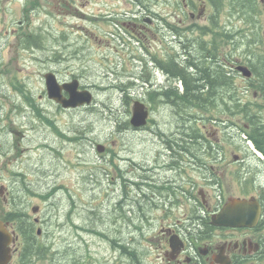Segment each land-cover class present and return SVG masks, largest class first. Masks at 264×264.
<instances>
[{"label": "rangeland", "instance_id": "obj_1", "mask_svg": "<svg viewBox=\"0 0 264 264\" xmlns=\"http://www.w3.org/2000/svg\"><path fill=\"white\" fill-rule=\"evenodd\" d=\"M143 1L145 6L151 5L161 14L145 15L148 16L146 20L145 16L133 17V13L138 14L136 11L143 12L135 4V0H0V106L6 107L7 113L12 107L7 101L9 96L17 98L22 95L13 82L25 85L26 92L38 95L46 89L45 72L51 70H58L61 80H70L75 77L73 75H77L82 86L91 88L95 93V100L89 108L70 112L59 111L55 102L52 104L46 100L48 122H43L38 116L36 128L33 127V118L30 117L31 122H24V115L19 118L14 115L13 127L19 132H10L9 122L6 124L7 130L3 132V128H0V144L4 145L0 148V187L2 184L6 185L9 194L13 187L16 195L14 198L8 194V202L0 195V214L3 210L19 207L25 210L32 221L35 217L45 219L44 223L37 225L45 232L41 240L48 245L52 244L55 257L61 262H64V255L67 253L72 257V254L81 255L86 248H90L91 258L97 257L101 264L111 263L109 261L113 258V250L102 236L86 231L93 228L108 236L117 235L115 237H119L121 243L126 242L129 246L140 244L142 261L146 264H161L160 246L157 243L159 223L155 227H147L143 222L137 221L144 229H137L135 224L126 226L124 212L115 206L113 189L117 180L113 181L114 163L107 150L111 147L114 152L131 157L133 172L128 171L132 179L143 180L142 177L146 174L143 164L159 157L158 151L166 144L151 130L148 131V137L143 130L127 129L126 122L131 117L134 100H143L148 88L153 89L161 83V80L155 78L153 71H159L154 64L163 54L160 51L162 47L159 46L163 44L164 34L168 38L164 44H169L171 39L166 25H193L198 32L191 35L196 38L202 36L206 40L210 36L202 33L209 29L210 24L206 22L209 19L208 13L206 18L199 20L189 15L182 19L176 17L179 0ZM32 5L36 8L30 11ZM262 7L264 8L259 1L258 9ZM126 11L129 15L125 14ZM249 14L250 12L246 13ZM157 15H162L164 20L161 17L159 20ZM112 17L117 19L118 24L114 22L113 25V20H108ZM230 17L238 21L236 27H245L238 16L230 14ZM259 18L264 43V11ZM134 22H138V25L135 26ZM214 25L215 28L216 24ZM140 28H144L143 31L148 35L138 31L136 33L139 35L132 34V31ZM29 29L45 35L44 47L25 49L20 45L21 37ZM142 38L149 52L143 41L139 40ZM244 38L243 32L236 31L230 37V50L243 52L238 44L243 47L246 44L249 48V40L243 42ZM195 42L199 44L200 41L197 39ZM232 44L236 45L233 47ZM262 48L264 44L261 48L254 46L246 54L254 58L258 54L256 51L264 52ZM262 61L261 58L257 59V64L264 73ZM148 73L149 81L145 78ZM150 79L154 85L150 83ZM129 80H134L136 85L133 88L129 85L125 87L130 90L128 95H131L130 103L126 104L122 99L123 92L114 85L128 84ZM4 93L7 94V99ZM152 96L158 103H153V130L160 127L169 131L175 123L184 128L185 124H190L191 119L194 122L196 113L211 116V113L198 109H179L180 99L172 103L159 92L152 93ZM112 109L114 115L119 116V127L112 122ZM44 114L46 115L45 112ZM115 130L119 133L114 132ZM65 136H74L76 140L70 142L71 138L66 139ZM98 142L106 145V151L100 152L97 149ZM123 146L128 150H123ZM121 165L131 167V162H122ZM118 181L117 192L120 194L119 185L122 186L123 182L121 179ZM27 188H31L35 194L26 191ZM54 188L57 190L50 198L39 196V193L49 194ZM130 188L131 195L140 197L141 191L136 190L135 184L131 183ZM132 205L135 207L134 203ZM179 205L181 206L173 211L184 222L186 208L183 202ZM34 206H39L37 212H33ZM129 207L131 206H128L126 212L135 217L132 211V214L129 212ZM163 210L164 215L167 211L172 212L167 208L166 211L160 209L158 212ZM76 224H79V228H76ZM79 236H85L87 240L83 248L79 247ZM154 236L155 240H151ZM83 262L99 263L90 261L88 257Z\"/></svg>", "mask_w": 264, "mask_h": 264}, {"label": "flooded vegetation", "instance_id": "obj_2", "mask_svg": "<svg viewBox=\"0 0 264 264\" xmlns=\"http://www.w3.org/2000/svg\"><path fill=\"white\" fill-rule=\"evenodd\" d=\"M221 1L225 0H179L178 2L176 17L181 19L189 15L199 20L206 18L208 13L209 19L207 18L206 22H209L210 27L204 32L201 29L204 36L206 34L210 36L206 40L202 36L196 38L191 35L198 32L193 25V28L166 25L171 39L169 44H164L168 40L164 34L163 44L159 46V48L162 47L160 51L163 54L155 60L157 66L154 64L159 71H153L155 78L161 80V83L153 89L148 88V92H144L145 96H143L149 111L147 123L141 127H134L130 119L126 122L127 129L143 130L148 137H150L148 131L151 130L166 144L158 151L159 157L143 164L142 168L144 167L146 172L142 177L143 180L132 179L128 171L133 172L134 163L131 157L116 153L111 147L107 150L114 163L113 181L117 180L113 189L115 206L119 208V211H125L123 215L126 226L137 221L143 222L147 227H155L156 223H159L160 232L157 235V243L160 246L161 264H264V92L258 90L259 86L255 87L252 84L260 80L264 81V77L259 78L255 75L246 77L239 68L240 64H246L252 71L255 69L251 62L242 61L245 53L236 52V49L230 50L229 35L234 34L238 29L231 26L233 22L231 23L228 7L221 6ZM261 1L264 6V0ZM140 3L143 4L140 5ZM135 4L143 11H136L138 14L133 13L132 16L135 18L161 14L153 6H145L143 0H135ZM125 14H128V11ZM157 16L159 20L160 17L162 18V15ZM146 18L148 16L144 17L145 20ZM108 20H113V25L118 24L116 18L112 17ZM130 20L133 21L131 18ZM158 23L160 24V21ZM214 24H216L215 28ZM134 25L137 26L138 22H134ZM143 29L132 31V34L136 35L138 31L148 35ZM197 39L200 41L199 44L195 42ZM139 40L143 41V38ZM143 45L147 49L144 41ZM232 46L235 45L232 44ZM51 71L55 72L61 80L58 70ZM210 75L209 84L206 86L207 91H205V88H201L196 81L200 76L209 78ZM145 78L149 81V73ZM183 79L189 82L188 90L185 88ZM131 81L134 82L129 80ZM150 83L154 85L152 79ZM199 89L202 90L199 91ZM151 91L168 97L172 103L181 100V96L200 99L201 102L195 101L188 108L191 111L198 109L211 113V116H200L196 113L194 122L191 119L190 124H185L184 128L181 124L175 123L169 131L164 127L165 130L160 127L153 130L152 127H155L152 125L155 124L153 103H158L152 99ZM10 94L14 95V93ZM63 94L68 96L66 91ZM4 97L8 98L6 93ZM46 100L52 104L55 102L48 97L46 90L38 95L25 91V93L22 92L21 97L20 95L17 98L9 96L7 101L12 106L9 112H6V107L0 106V128H3L4 132L9 122L10 132H17L18 130L13 127L14 115L16 118L24 115V119L27 120H24L25 123L31 122L30 117L33 118L34 128H36L38 116L43 122H48ZM55 103L59 111L70 112L80 109H69ZM231 103L240 104L243 107L239 110L231 109ZM247 105L249 107H246ZM251 105L256 107H250ZM249 111L255 114L247 117L246 113ZM116 127H119L118 122ZM114 132L119 133L117 130ZM65 138H71L70 142L76 140L74 136H65ZM2 146L4 145L0 144V148ZM106 149L105 145L103 151ZM122 149L128 150L126 146ZM128 161L131 162V167L121 165L122 162ZM118 179L123 182L122 186L119 185L120 194L117 192ZM131 183L137 186L136 190L141 191L140 197L131 195ZM30 190L35 194L32 189ZM139 193L138 191L137 194ZM8 194V187L2 184L0 195L4 201L8 202ZM10 194L13 197L16 196L13 187ZM173 195L178 198H174ZM134 197L138 198L136 203H134ZM182 202L186 208L184 222L178 218L180 215L173 211L179 208ZM128 206H131L129 212L132 211L135 217L128 215ZM166 208L172 212L167 211L166 215L164 210L161 213L158 212L160 209L166 211ZM20 210L21 208L15 207L8 211L3 210L0 214V218L8 222V229L15 234L11 244L13 258L9 264H23L22 253L25 243L20 231ZM223 211L225 214L221 216L220 213ZM10 212L15 215L12 221L7 218ZM220 219L224 222H217ZM44 220L40 217L34 218L33 227L36 226L37 236H42L44 233L41 226L37 227L44 223ZM78 225L76 224V228H79ZM135 227L137 228L136 224ZM86 231L98 237L102 236L109 243L114 253L109 261L110 264H134L132 260L134 249L141 257L140 244L129 246L126 242L121 243L120 238L115 237L117 235L107 236L93 228ZM79 237V247L83 248L87 240L85 236ZM171 237H174L173 245ZM155 238L154 236L151 240ZM81 256L82 258H78L81 261L74 259L78 262L67 261L65 264H85L83 262L85 257L94 263L98 261L97 264H101L97 257L91 258L90 248H86ZM141 263L146 264L145 261Z\"/></svg>", "mask_w": 264, "mask_h": 264}, {"label": "trees", "instance_id": "obj_3", "mask_svg": "<svg viewBox=\"0 0 264 264\" xmlns=\"http://www.w3.org/2000/svg\"><path fill=\"white\" fill-rule=\"evenodd\" d=\"M221 6H229L231 8V12L236 11L237 13H239V17H242L244 20L246 21V23L249 24V26H247L248 31L246 32L247 29H243V31L246 32V36H245V41H248L252 38H256L259 36V33H257V29H256V20L253 18V13L256 12L258 10V0H225V1H221ZM35 5H32L31 10L35 9ZM29 12V11H28ZM247 12H250L249 15H246ZM233 14V13H231ZM215 26V25H214ZM230 37H233V33H231L229 35ZM46 37L45 35L41 32H34L33 30L29 29L27 30V33L25 35H23L19 41L20 45L25 48V49H31V48H41L44 47V43H45ZM248 42L247 44H251V42ZM263 43V41H261ZM246 47V52H249L250 50H252L249 46V48L246 46V44H244ZM260 54V53H259ZM259 54L255 55L256 56V60L259 59ZM261 59L264 62V54L262 53V57ZM254 61V59H252V62ZM262 62V63H263ZM255 66H253L254 69V75L258 76L259 78H263L264 77V73L262 71H260V68L258 66L257 63H253ZM262 68L264 69V67L262 66ZM210 77H204V76H200L199 80L196 81L199 83V86L201 88H205V91H207V84H209V79ZM184 85L186 90H188L189 87V82L186 79H183ZM14 86L16 88H18L21 92L26 91L25 89V85H16L15 82H13ZM255 87L259 86V90L261 92H264V81L260 80L258 82H253L252 83ZM127 85H129L131 88H133L136 84L131 81L128 84H115L114 86L116 88H118L121 92H123V97L122 99L125 100L126 104H129L130 100H131V95L129 96L128 93L130 92V90L128 91L125 87H127ZM202 89H199V91ZM198 92V91H195ZM152 99H154V96L152 97ZM195 101H199L201 102L200 99H193V97H187V96H181V103H180V108H182L184 110L185 107H190V104H192ZM215 102V100H214ZM241 107H243V105H238V104H232L230 105L231 109H235V110H239ZM246 107H249V105H247ZM87 108V107H86ZM89 108V107H88ZM112 115L114 117H112V122L117 123L119 121V116H115L114 114V109ZM255 113L252 111H249L246 113L247 117H252ZM31 188H27L25 189L26 191L31 193ZM57 189L54 188L49 194H42L39 193V196H41L42 198H50L51 195L56 191ZM37 194V193H36ZM136 199H138L137 197H134V200L136 203ZM72 202L75 203V201L72 199ZM17 212V211H16ZM20 214V221H21V234L22 237L24 239V250L22 253V262L23 264H63L64 262L67 261H71L70 263H72L74 260L73 258H79L82 256L78 255V254H72V257L68 256L69 254L64 255V262L58 261L57 258L55 257V251H53L52 249V244L48 245L44 240H41V236H37L36 234V226L33 227V224H35L33 221H31L28 216L27 213L24 212L22 209L19 211ZM125 214V211H124ZM8 219H10L11 221L15 219V215L13 212L9 213V217H7ZM137 225V229H142L140 224L134 223ZM141 227V228H140ZM45 233V232H44ZM43 233V234H44ZM105 234V233H103ZM145 234V233H144ZM108 236V235H107ZM52 252V253H51ZM132 258L134 259V264H142V259L141 257L138 255V251L136 249L133 250L132 252ZM62 259V258H61ZM81 261V260H79Z\"/></svg>", "mask_w": 264, "mask_h": 264}, {"label": "water", "instance_id": "obj_4", "mask_svg": "<svg viewBox=\"0 0 264 264\" xmlns=\"http://www.w3.org/2000/svg\"><path fill=\"white\" fill-rule=\"evenodd\" d=\"M241 70L244 75L251 76L252 71L247 66H241ZM45 83L48 97L60 103L63 107H79L87 104H92L95 100V95L90 88L79 89L80 80L74 78L71 81L60 83L56 74L52 71L45 73ZM66 91L68 96H65L63 92ZM149 111L146 109V104L141 100L134 102L133 113L130 119L131 124L134 127H141L147 123ZM105 146L103 144L98 145V150L103 151ZM36 212L38 207H34ZM225 212H221L223 216ZM218 215V217L220 216ZM217 222H224L223 219ZM8 222L0 219V264H8L12 258L11 242L14 240L13 234L7 228ZM178 237L177 235H175ZM172 245L174 237H171Z\"/></svg>", "mask_w": 264, "mask_h": 264}, {"label": "bare ground", "instance_id": "obj_5", "mask_svg": "<svg viewBox=\"0 0 264 264\" xmlns=\"http://www.w3.org/2000/svg\"><path fill=\"white\" fill-rule=\"evenodd\" d=\"M71 214V213H70Z\"/></svg>", "mask_w": 264, "mask_h": 264}]
</instances>
